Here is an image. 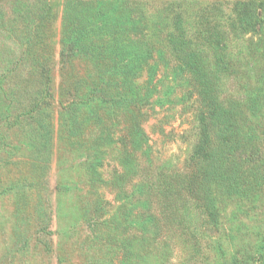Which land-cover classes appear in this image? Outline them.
<instances>
[{"label":"trees","instance_id":"1","mask_svg":"<svg viewBox=\"0 0 264 264\" xmlns=\"http://www.w3.org/2000/svg\"><path fill=\"white\" fill-rule=\"evenodd\" d=\"M40 2L46 3L42 11L27 8L22 15L28 30L27 52L43 62L49 55L44 35L51 33L53 14L47 11L49 0ZM230 3L232 11H225L224 4ZM185 5L198 6L192 21L184 17ZM260 9L264 12V1H66L60 40V70L67 75L62 82L67 92L63 108L76 114L70 125L73 133L82 128L78 114L84 109L92 113L93 124L100 125L82 151L80 165L87 181L96 186L104 181L102 168L113 146L117 151L113 158L123 167L115 169L113 183L119 192L114 211L105 210L103 199L96 200L94 219L88 210L85 218L57 230L59 239L65 237L68 244L58 249L59 264H78L82 257L87 262L83 264H176L171 257L174 249L188 258L177 264H194L202 249L201 232L207 231L216 233L208 241L218 245L222 264H264L260 228L264 207H259L264 203V45L253 38L264 30ZM247 34L252 36L246 52L251 59L244 64L230 61V36ZM167 45L178 62L174 72L186 70L198 87L201 136L188 171L144 173L130 191H123L124 171L138 174L141 158L153 162L142 115L159 89L161 68H169L163 55ZM257 60L259 64L253 63ZM77 62L82 76L77 75ZM49 71L41 68L42 75ZM224 78H234L244 93L223 91ZM152 198L170 225H162L151 213ZM195 212L202 219L190 222ZM254 217L260 222L252 226ZM79 220L93 221L89 234L80 240L91 244L82 257L70 246ZM237 239L243 241L235 250L228 242Z\"/></svg>","mask_w":264,"mask_h":264},{"label":"rangeland","instance_id":"2","mask_svg":"<svg viewBox=\"0 0 264 264\" xmlns=\"http://www.w3.org/2000/svg\"><path fill=\"white\" fill-rule=\"evenodd\" d=\"M66 1L49 0L51 9L48 8L47 11L53 14V19L50 23L51 33L46 30L50 34L44 35L49 44L45 45L49 55L42 62L27 52L28 30L22 14L27 8L32 12L42 11L46 3L40 0H0V264H59L58 249L68 247L65 237L59 239V227H66L72 220L77 223V219L88 215V210L92 217L96 200L103 199V207L108 212L114 211V205L118 204L115 200L118 189L113 180L115 169H122L123 166L113 158L117 151L113 146L108 150L102 168L104 181L100 180L96 186L89 183L85 168L80 165L83 159L80 155L95 139L100 125L93 124L92 113L84 109L78 114L80 121H83L82 128L73 133L70 125L76 114L69 107L67 110L63 108L67 92L63 90L62 82L67 79V75L63 76L60 70V40ZM149 1L161 3L171 0ZM188 6L190 7L186 10ZM224 6L225 11L233 9L231 3ZM194 7L184 6L186 20H193L198 6ZM259 13L264 17L263 9ZM220 17L224 23V16ZM191 28L194 30V26ZM251 37L249 34L241 38L230 36L227 45V52L232 57L230 61L242 60L240 63L244 64L251 59L246 56ZM253 38L260 39L261 45H264V30L260 36ZM163 55L169 62V68H161L159 89L152 103L144 107L142 115L143 126L152 146L153 162L149 164L141 158L144 169H136L137 175L124 171L126 183L124 182L123 191H130L133 183L140 180L144 173L155 176L157 170L173 168L188 171L193 149L201 136L198 87L189 79L186 70L174 72L178 62L169 45L164 49ZM253 63L259 64L260 60ZM43 67L50 69L49 75H42ZM75 67L77 75L82 76L81 65L77 62ZM146 78L144 74L140 80L144 82ZM79 79L80 77L75 79L77 84ZM221 88L226 93H244L243 86L234 78H224ZM160 96L162 99L158 100ZM59 184L63 188H59ZM151 200V213L156 215L162 225H170L160 207L153 198ZM193 203L189 202L190 205ZM259 207H264V203ZM147 209L149 211L148 207ZM201 219L202 215L195 212L193 215L191 213L189 221ZM259 222L254 217L251 225ZM92 223L93 221L79 220L77 232L75 233V229L72 231L74 245L70 246L81 257L91 247V244L80 240L85 234H89ZM197 223L201 225L200 222ZM200 227L204 228L203 225ZM260 228L264 229V221ZM207 232H201L204 235L202 249L200 248L201 251L192 263L222 264L224 258L218 245L208 241L216 233ZM242 241L243 239H237L228 243L238 250ZM225 251L227 252L226 245ZM172 253L174 263L187 262L186 255L180 254L178 250L174 249ZM77 262L87 263L83 257Z\"/></svg>","mask_w":264,"mask_h":264}]
</instances>
